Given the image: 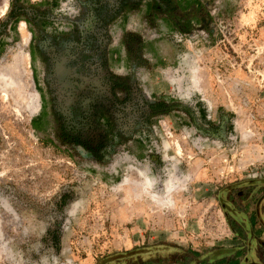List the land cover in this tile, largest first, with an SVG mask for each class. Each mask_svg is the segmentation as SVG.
<instances>
[{
  "label": "rangeland",
  "instance_id": "obj_1",
  "mask_svg": "<svg viewBox=\"0 0 264 264\" xmlns=\"http://www.w3.org/2000/svg\"><path fill=\"white\" fill-rule=\"evenodd\" d=\"M46 1L32 40L0 26V264L231 257L233 217L264 210V0H200L207 18L172 34L124 15L137 0Z\"/></svg>",
  "mask_w": 264,
  "mask_h": 264
},
{
  "label": "trees",
  "instance_id": "obj_2",
  "mask_svg": "<svg viewBox=\"0 0 264 264\" xmlns=\"http://www.w3.org/2000/svg\"><path fill=\"white\" fill-rule=\"evenodd\" d=\"M45 3H47L46 0H39L33 3L30 0H8L7 11L4 14L5 19L3 22H0V26L4 29L8 22L13 23L11 28L15 32L17 23L22 21L27 26V32L32 40L34 38L33 25L38 20H43L44 12L41 10V6ZM123 14H136L141 22L149 26L152 25V23L160 22L163 24L168 34L174 33L179 28L200 25L208 16L200 0H137L129 6H125ZM140 47H142V45H140ZM28 56L29 59L32 60V53L28 52ZM32 79L34 81V77H32ZM114 81L115 83H112V87L119 88L122 86V84L118 83V78H114ZM170 98L171 97L165 95H160L153 103L148 104L147 108L150 112V117L162 115L171 111L169 104L173 101ZM47 115L48 114L44 111L43 104L41 112L30 119L32 128L40 132L46 130L50 124ZM57 138L65 145H77L82 147L91 153L96 160L102 159V157L98 155V151L100 150L98 144L90 148L78 136L71 135L62 126L58 127ZM64 201L65 199L61 197V202L64 203ZM46 233L49 235L50 241L56 247L58 244V236L48 232V230Z\"/></svg>",
  "mask_w": 264,
  "mask_h": 264
},
{
  "label": "crops",
  "instance_id": "obj_3",
  "mask_svg": "<svg viewBox=\"0 0 264 264\" xmlns=\"http://www.w3.org/2000/svg\"><path fill=\"white\" fill-rule=\"evenodd\" d=\"M233 221L241 230V234H243V240H241L243 245H238L239 242H237V245L231 251L225 250L226 252H223H228L227 255L231 257L225 259L219 257L215 259L214 264H234L235 260L239 263L240 261L247 260L248 262L264 264V216H262V220L256 216L250 219L245 218V220L235 216L233 217ZM236 252L240 256L235 258L234 253Z\"/></svg>",
  "mask_w": 264,
  "mask_h": 264
},
{
  "label": "flooded vegetation",
  "instance_id": "obj_4",
  "mask_svg": "<svg viewBox=\"0 0 264 264\" xmlns=\"http://www.w3.org/2000/svg\"><path fill=\"white\" fill-rule=\"evenodd\" d=\"M18 28V27H17ZM264 210H258L257 211V214L255 215V214H253L252 216H256V217H258V218H260L261 220H262V216H264V213H262L261 214V212H263ZM247 218L248 219H250L251 218V215H248L247 216ZM260 248H262L261 246H259ZM247 250V249H246ZM247 252H248V250H247ZM238 256H240L239 254H238V252H236V253H234V257L236 258V257H238ZM235 263L236 264H258V263H256V262H248L247 260L246 261H240V263L238 262V261H236L235 260Z\"/></svg>",
  "mask_w": 264,
  "mask_h": 264
},
{
  "label": "bare ground",
  "instance_id": "obj_5",
  "mask_svg": "<svg viewBox=\"0 0 264 264\" xmlns=\"http://www.w3.org/2000/svg\"><path fill=\"white\" fill-rule=\"evenodd\" d=\"M6 6V5H5ZM6 9L7 7L3 8L1 11H0V16H3L6 12Z\"/></svg>",
  "mask_w": 264,
  "mask_h": 264
}]
</instances>
